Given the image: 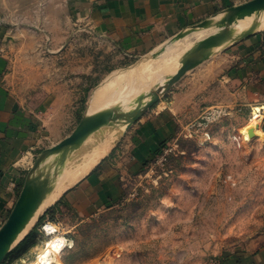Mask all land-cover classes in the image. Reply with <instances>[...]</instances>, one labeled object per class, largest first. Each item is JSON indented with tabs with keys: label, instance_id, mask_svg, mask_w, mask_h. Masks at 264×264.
<instances>
[{
	"label": "rangeland",
	"instance_id": "374dc122",
	"mask_svg": "<svg viewBox=\"0 0 264 264\" xmlns=\"http://www.w3.org/2000/svg\"><path fill=\"white\" fill-rule=\"evenodd\" d=\"M41 3L13 0L11 20L16 24L15 82L27 93L22 95L38 97L58 87L59 94H67V108L58 121L47 125L50 130L42 150L59 143L78 125L74 108L68 109L70 103L80 108L84 99L78 113L85 116L94 89L106 85L102 107L89 119L106 110L116 114L141 110L198 42L222 30L209 31L200 40L188 38L168 75L149 76L136 65L173 53L176 44L197 28L182 40L172 38L150 53L128 59L111 44L94 39L86 22L70 9L65 19H58L41 11ZM226 31L222 42L230 37L232 27ZM260 33L264 30L245 37ZM238 41L208 49L207 60L170 90L160 91L157 102L128 127L125 120L117 119L86 136L97 141L115 128L119 131L112 149L120 150L139 129V121L153 112L171 113L177 124L141 169L121 181V195L96 215L80 220L68 208L54 215L58 224L54 237L62 242L50 250L51 264H209L221 261L225 252L260 248L264 242V110L256 111L262 119L250 141L240 131L264 99L250 96L235 80L222 78L234 64L229 51ZM66 149L57 160L45 157L52 160L53 169ZM44 243L14 264L36 261Z\"/></svg>",
	"mask_w": 264,
	"mask_h": 264
},
{
	"label": "crops",
	"instance_id": "0c3cea01",
	"mask_svg": "<svg viewBox=\"0 0 264 264\" xmlns=\"http://www.w3.org/2000/svg\"><path fill=\"white\" fill-rule=\"evenodd\" d=\"M247 1L41 0V11L65 19L70 9L75 17L86 22L94 39L111 44L129 59L150 53L191 26ZM14 11L13 0H0V226L17 199L20 181L29 171L20 166L22 156L26 153L35 156L42 150L50 130L47 125L58 121L68 105L67 94H59V87L33 97L22 95L27 93L16 86L13 60L16 24L11 20ZM44 36L48 39L46 33ZM229 52L234 64L223 71L222 78L235 80L250 96L264 99V33L242 38ZM73 108L77 114L82 107L70 103L68 109ZM176 125L171 113L161 111L140 120L139 129L120 150L111 149L84 178L58 198L61 202L53 209V215L65 208L80 220L96 215L121 195V181L141 169L160 144L173 135ZM58 153L47 157L53 160L55 156L57 160ZM220 260L223 264H264V242L255 251L225 252Z\"/></svg>",
	"mask_w": 264,
	"mask_h": 264
},
{
	"label": "bare ground",
	"instance_id": "6f19581e",
	"mask_svg": "<svg viewBox=\"0 0 264 264\" xmlns=\"http://www.w3.org/2000/svg\"><path fill=\"white\" fill-rule=\"evenodd\" d=\"M223 17L224 13L216 15L210 18V24L207 27L197 28L193 32H190L187 37H184V39L182 38L183 40L181 39L182 41L176 44V51L169 53L166 57L150 61L146 64L138 63L136 66H142L143 71L146 69V71L149 73V76L165 74L174 65L176 57L186 49L185 42L188 38L200 40L209 31L218 30V22ZM230 27H232L230 37H228V39L224 42L218 44L215 49L219 50L245 36L264 30V10H259L241 19H236L228 27V29ZM173 50L175 49L173 48ZM144 77L145 76H143V78ZM105 86H99L94 89L92 95L89 98L88 106L85 112L86 119H89L94 114V112L102 107L101 102L103 100L102 95L105 91ZM137 88L138 86L136 85V89ZM257 109L264 110V105L254 110L252 113L251 122L246 127H243L240 131V134L246 141L251 140L248 131L252 129L254 135L258 128V124L262 119L261 114L259 115L256 112L258 111ZM118 131L119 130L113 128L107 134H103L101 137L99 136V140L97 141L85 137L78 145L68 147V149L63 151L62 159L59 160V166H57V168H52V160L48 158H43L40 161L37 169L30 174V180L38 183H44L45 190L39 204L37 205V208L29 217L20 234L17 236L14 244L24 238V236L29 232L39 216L47 207L53 205L66 190L73 187L77 182L84 178L90 172V170L108 154L116 141ZM50 229L54 230L52 226ZM46 242L47 241L44 243V245L46 244L45 248L40 250V254L37 256L36 261L32 262L31 264H51L53 262L52 257L49 255L50 250L56 244H60L62 240L60 238L54 237L48 243Z\"/></svg>",
	"mask_w": 264,
	"mask_h": 264
},
{
	"label": "water",
	"instance_id": "95a60500",
	"mask_svg": "<svg viewBox=\"0 0 264 264\" xmlns=\"http://www.w3.org/2000/svg\"><path fill=\"white\" fill-rule=\"evenodd\" d=\"M264 10V0H249L243 4L231 6L224 11V17L218 22V27L222 29L219 32L208 36L198 42L196 47L191 50L185 58L182 60L180 67L172 74V76L166 81L161 89H158L152 97V99L145 104L143 109H137L134 112L128 114H116L114 111L106 110L91 119H86L85 116L81 118L75 129L61 140L56 145L44 149L35 159L31 170L25 178V181L21 187V190L17 196V199L11 208L7 218L0 226V264L6 257V255L23 239L17 244H14L17 236L25 226L29 217L37 208L42 195L45 190L44 183L35 182L30 180V174L37 169L40 161L57 152H60L68 147L78 145L88 134L98 129L99 127L107 124L110 121L117 119H123L127 122V127L137 121L145 110L150 109L158 100L160 91H168L171 87L180 80L188 71L194 69L202 62L208 59L210 54L208 49L220 44L227 36L226 29L236 20L248 16L256 11ZM210 24V18L203 20L202 22L191 26L187 30L178 33L173 37L174 40L183 38L189 33V31L195 28L207 27ZM250 137L253 136V131H248Z\"/></svg>",
	"mask_w": 264,
	"mask_h": 264
},
{
	"label": "trees",
	"instance_id": "16d2710c",
	"mask_svg": "<svg viewBox=\"0 0 264 264\" xmlns=\"http://www.w3.org/2000/svg\"><path fill=\"white\" fill-rule=\"evenodd\" d=\"M80 104H81V107H83L85 104V100L82 99ZM82 117L83 115L81 113H77L78 122L81 120ZM25 178L26 176L22 178V180L19 183L17 195L20 192V189L25 181ZM60 202H61V199L57 200L55 205L57 206ZM39 219H40L39 221L40 224L33 227L24 236V238L6 255V257L4 258L1 264H14L18 261L23 260L34 247H36L40 242L47 240L45 239L44 234L42 233L41 226L48 220L49 221L54 220L53 209L51 207L47 209L44 212V214L41 216V218Z\"/></svg>",
	"mask_w": 264,
	"mask_h": 264
},
{
	"label": "built area",
	"instance_id": "2783aa9c",
	"mask_svg": "<svg viewBox=\"0 0 264 264\" xmlns=\"http://www.w3.org/2000/svg\"><path fill=\"white\" fill-rule=\"evenodd\" d=\"M45 120H47L46 117H45ZM33 158H34L33 155L26 153L24 156H22V158L20 160V166L25 168V170L29 169V167L32 164V161L34 160ZM51 226L53 227L54 230L50 229ZM57 226H58V224H56L54 221H49V220L46 221L41 226V230H42V233L44 234V237L51 239L52 237L56 236V234L58 233ZM47 228H49V229H47ZM64 247H65V245H64ZM209 264H223V263L221 261H218V260H211Z\"/></svg>",
	"mask_w": 264,
	"mask_h": 264
}]
</instances>
